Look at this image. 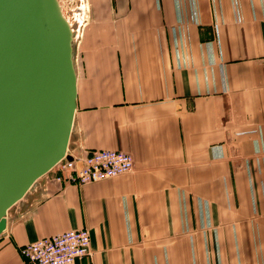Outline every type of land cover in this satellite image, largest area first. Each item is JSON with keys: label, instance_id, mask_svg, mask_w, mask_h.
Segmentation results:
<instances>
[{"label": "crops", "instance_id": "crops-1", "mask_svg": "<svg viewBox=\"0 0 264 264\" xmlns=\"http://www.w3.org/2000/svg\"><path fill=\"white\" fill-rule=\"evenodd\" d=\"M85 5L69 149L128 151L135 169L42 175L8 210L0 264L81 227L77 264H264V0Z\"/></svg>", "mask_w": 264, "mask_h": 264}, {"label": "water", "instance_id": "water-1", "mask_svg": "<svg viewBox=\"0 0 264 264\" xmlns=\"http://www.w3.org/2000/svg\"><path fill=\"white\" fill-rule=\"evenodd\" d=\"M75 39L60 0H0V234L9 208L68 152Z\"/></svg>", "mask_w": 264, "mask_h": 264}, {"label": "built area", "instance_id": "built-area-1", "mask_svg": "<svg viewBox=\"0 0 264 264\" xmlns=\"http://www.w3.org/2000/svg\"><path fill=\"white\" fill-rule=\"evenodd\" d=\"M69 1L60 0L66 12ZM85 2L79 0L83 9L88 8ZM68 153L72 159L67 158ZM67 154L46 173L58 179L86 184L135 169L132 153L117 148H102L85 155H75L68 147ZM20 251L22 264H77L79 259L92 254L90 231L87 227H81L43 236L22 245Z\"/></svg>", "mask_w": 264, "mask_h": 264}, {"label": "bare ground", "instance_id": "bare-ground-1", "mask_svg": "<svg viewBox=\"0 0 264 264\" xmlns=\"http://www.w3.org/2000/svg\"><path fill=\"white\" fill-rule=\"evenodd\" d=\"M82 7H83V5H81V6L79 5L78 6L79 12L76 13V16H77L76 22L69 16V14L66 12L65 9L63 10L65 16L69 19V22L71 23L72 27L74 28V32H75V36H76L75 38L77 40L81 36L82 30H83V25H84V16H83V13L81 11L83 9ZM39 178H37V181H38Z\"/></svg>", "mask_w": 264, "mask_h": 264}, {"label": "rangeland", "instance_id": "rangeland-1", "mask_svg": "<svg viewBox=\"0 0 264 264\" xmlns=\"http://www.w3.org/2000/svg\"><path fill=\"white\" fill-rule=\"evenodd\" d=\"M69 3L70 4L67 6V13L76 22V18H77L76 13L79 12V9L77 8V5H79V0H70ZM75 40H76V45H78L80 38L78 40L77 39Z\"/></svg>", "mask_w": 264, "mask_h": 264}]
</instances>
